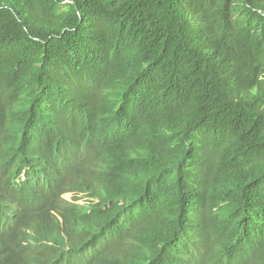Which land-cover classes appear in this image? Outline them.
<instances>
[{
	"label": "trees",
	"instance_id": "16d2710c",
	"mask_svg": "<svg viewBox=\"0 0 264 264\" xmlns=\"http://www.w3.org/2000/svg\"><path fill=\"white\" fill-rule=\"evenodd\" d=\"M75 145L115 209L29 211L0 258L55 228L68 264H264V0H0V188Z\"/></svg>",
	"mask_w": 264,
	"mask_h": 264
},
{
	"label": "clouds",
	"instance_id": "9594fccd",
	"mask_svg": "<svg viewBox=\"0 0 264 264\" xmlns=\"http://www.w3.org/2000/svg\"><path fill=\"white\" fill-rule=\"evenodd\" d=\"M78 148L79 146L76 145L67 147L64 151L56 152L50 158L45 157L43 154L35 155L34 158L41 159L40 163L43 167V173L37 178L38 186L35 188L26 186V184L32 175L31 165L38 161L30 163V165L25 164L22 171L13 179L15 187L0 188V231H3V238L6 237L10 228L6 222L10 218L14 207H16L14 218L17 219L21 216L20 222L14 227H19L23 216L33 210L47 216L48 219H55L63 224V215L69 213L68 203L80 205L83 214L90 217L96 210L113 212L116 207V199L105 200L102 196H92L89 192L78 193L71 189L74 183L84 174L83 159L77 158L73 154ZM70 159L72 160L69 162ZM55 175V182H50ZM86 175H91V173H86ZM98 180L101 186H106L105 180ZM21 186L24 187L26 192L35 193L34 197L25 200L18 195V187ZM32 201L37 202L31 204ZM114 216L111 215L105 221ZM117 220L118 218L108 224H116ZM67 229H69V226H65L64 230L66 232ZM45 231L49 235L37 236L35 239L23 241L16 252L0 258L5 259L0 264H68L70 248L78 243L81 236L65 237L61 230L55 228H49ZM50 234L57 236L51 237ZM103 235H106L105 228L101 233V236ZM0 242L2 243L1 239ZM2 249L1 244L0 251ZM100 255L99 252L91 256L81 253L79 264L95 263ZM204 259L205 254H198L181 264H206Z\"/></svg>",
	"mask_w": 264,
	"mask_h": 264
},
{
	"label": "bare ground",
	"instance_id": "6f19581e",
	"mask_svg": "<svg viewBox=\"0 0 264 264\" xmlns=\"http://www.w3.org/2000/svg\"><path fill=\"white\" fill-rule=\"evenodd\" d=\"M78 83V82H77ZM262 90V89H261ZM176 92V91H175ZM39 109V108H38ZM40 111V110H39ZM37 115V114H36ZM17 124V123H16ZM15 149V148H14ZM12 152H13V150H11ZM95 155V154H94ZM7 157V156H6ZM10 157V156H9ZM11 177V176H10ZM55 178H56V175L54 176V178L50 181V182H55ZM15 209H16V207H14ZM8 220H10V219H8ZM7 220V221H8ZM8 225H9V227L10 228H13L14 227V224L13 223H11V222H8L7 223ZM191 231V230H190ZM2 238H3V231H0V239L2 240ZM1 242H0V248H1ZM237 260V259H236Z\"/></svg>",
	"mask_w": 264,
	"mask_h": 264
}]
</instances>
